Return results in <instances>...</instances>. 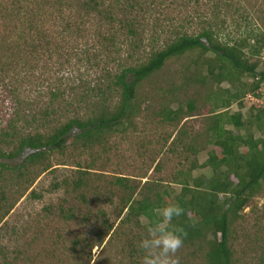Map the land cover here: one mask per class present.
Returning <instances> with one entry per match:
<instances>
[{
  "label": "rangeland",
  "instance_id": "1",
  "mask_svg": "<svg viewBox=\"0 0 264 264\" xmlns=\"http://www.w3.org/2000/svg\"><path fill=\"white\" fill-rule=\"evenodd\" d=\"M84 1L0 0V11L19 7L23 12L19 18L7 13L10 12L7 9L4 19H0V73L5 79L0 81V135L14 113L12 87L21 104L27 105V113L37 112L49 103L50 91L55 89L64 90L67 99L75 100L70 110L62 112L63 122L73 117L77 108L80 110L82 105L77 107V103L83 86L97 84L105 70L116 68L115 60L119 58L115 49L109 56L98 38L99 32L112 34L117 30L118 50L126 59L129 43L120 25L116 23L110 31L112 27L102 17L86 16L80 7ZM141 1L135 18L144 32V42L134 50L130 62L164 48L179 33H193L202 28L203 18H216L211 8L218 3L217 0ZM112 3L114 0H106L107 5ZM232 4L243 10L245 18L237 17L235 9H230L232 13L228 10L226 17L220 16L218 24L225 23L220 27L223 35L235 40L251 31L264 33V0H233ZM26 16L30 21H26ZM70 25L74 30L80 28L83 34L65 32ZM253 62L260 64L261 71L264 51ZM196 72L188 59L169 62L143 85L142 108L135 119V128L109 137L105 148L69 147L63 154H47L42 163L24 171L20 179H10L12 174H5L6 181L0 184V264H142L143 252L138 245L146 235L144 227L148 223L142 221V228L133 221L127 224L122 199L131 194V188L149 180L160 184L163 198L165 193L174 197L180 186L172 183L173 176L177 170H189L193 163L197 167L192 171L193 177L210 176L211 169L202 167L209 152L216 150L206 143L204 136L209 113L227 98L226 90L234 93L243 84L254 82L252 77H242L234 81L235 85L209 81L198 85L193 79ZM198 74L205 78L207 70ZM191 101L195 107L189 111ZM179 105L183 108L181 117L188 114L193 117L181 123L157 117L164 107L176 110ZM256 105L264 107V85L254 93L248 92L229 109L218 111L241 112L247 119ZM258 110L254 108L253 114ZM34 127L37 125L33 124ZM226 128L237 135L246 134L229 125ZM253 132L260 136L256 129ZM189 145L197 152L187 149ZM216 152L221 154L220 150ZM3 161L10 166L23 163L19 158ZM120 177L130 180L120 186L116 184ZM79 178L86 185L75 190L73 182ZM234 231V264H264V186L241 213ZM78 240L81 245L75 250L74 242ZM178 255L182 264H207L202 254L192 255L191 250L183 247Z\"/></svg>",
  "mask_w": 264,
  "mask_h": 264
},
{
  "label": "trees",
  "instance_id": "2",
  "mask_svg": "<svg viewBox=\"0 0 264 264\" xmlns=\"http://www.w3.org/2000/svg\"><path fill=\"white\" fill-rule=\"evenodd\" d=\"M217 1L211 8L216 18H203L205 22L202 28H197L193 33H179L164 48L152 50L145 58L131 62L134 50L139 49V44L144 42V32L140 31L139 21L135 18L142 1L114 0L111 6L106 4V0L81 2L80 7L86 16L102 17L112 27L110 31H113L116 23L120 25V31H124L129 43L126 59L121 57L118 50L117 30L112 34L98 33L109 56L114 52L119 54L118 60H115L116 68L105 70L97 84H84L77 103V107L79 104L82 106L65 122L62 121V112L70 110L75 100L67 99L64 90L50 91L49 103L37 112L27 113V105L21 104L17 99V91L12 87L14 113L0 135V145H3L0 146V184L6 181L4 176L8 173L12 174L10 179L22 178L24 171L42 163L47 154H63L69 147L75 150L105 148L109 137L134 129L135 119L140 116L142 108L140 91L143 85L157 76L172 60L188 59L198 73H202L203 69L207 70L205 78L195 73L193 79L198 85H204L207 81L211 84L228 82L235 85L234 81L237 79L240 81L242 77H252L254 82L243 84L241 90L234 93L226 90L227 98L216 104V111L209 113L204 130L206 143L221 151L220 155L214 149L209 152L208 160L202 166L211 169L210 176L193 177L192 171L197 168L196 163H193L189 170H177L173 176L172 183L180 186V192L174 197L165 193L166 198H163L159 191L160 184L149 180L142 186L131 188V194L122 199L123 211L127 210L125 222L128 224L133 221L141 228L142 221L149 223L150 218L166 202H178L184 208V214L173 223L180 224L187 232L183 248L191 250L192 255L202 254L207 264H234V225L264 186V107L253 106L247 119H244L241 112L231 114L227 111L219 112L218 109H229L248 92L254 93L264 85V68L259 71L260 64L253 62V58L264 51V33L251 31L239 35L235 40L223 35L220 27L225 23L220 26L218 19L220 16L226 17L228 10L235 7L230 5L233 0ZM7 9L9 8L1 9L0 19H4L3 13ZM9 11L7 13L13 16H23L19 7ZM234 13L240 19L245 18L241 9H235ZM27 17L25 19L28 22L30 20ZM75 29L70 25L65 32L72 30L83 34L80 28ZM112 49H115L114 52ZM93 62H97L96 56ZM2 79L4 78L0 73V81ZM194 107L195 104L191 101L188 110L192 111ZM254 108L259 109L256 114H253ZM28 109L31 111L33 108ZM182 113L181 105L176 110L164 107L157 117L172 123H181L193 117L191 114L181 117L184 115ZM23 122L25 124L21 126ZM33 124L37 127L33 128ZM228 125L239 131H246V134L237 135L226 128ZM253 129L260 134L259 137L255 136ZM179 142L182 143V140ZM187 149L197 152L190 145ZM18 158L23 163L17 162L10 166L3 161ZM128 180L130 179L120 177L116 184L125 185ZM73 183L75 190L86 185L81 178ZM221 196L226 198L221 199ZM63 211L62 208L61 212ZM80 245L81 241H75V250ZM89 247L92 248L93 245Z\"/></svg>",
  "mask_w": 264,
  "mask_h": 264
},
{
  "label": "clouds",
  "instance_id": "3",
  "mask_svg": "<svg viewBox=\"0 0 264 264\" xmlns=\"http://www.w3.org/2000/svg\"><path fill=\"white\" fill-rule=\"evenodd\" d=\"M184 214V208L177 203H165L150 218L145 226L146 235L139 242L143 252L142 264H181L178 255L184 246L187 232L173 221Z\"/></svg>",
  "mask_w": 264,
  "mask_h": 264
},
{
  "label": "built area",
  "instance_id": "4",
  "mask_svg": "<svg viewBox=\"0 0 264 264\" xmlns=\"http://www.w3.org/2000/svg\"><path fill=\"white\" fill-rule=\"evenodd\" d=\"M258 102V101H257Z\"/></svg>",
  "mask_w": 264,
  "mask_h": 264
}]
</instances>
